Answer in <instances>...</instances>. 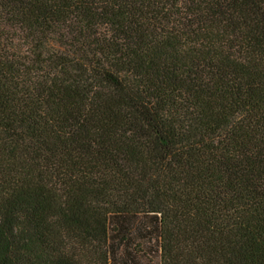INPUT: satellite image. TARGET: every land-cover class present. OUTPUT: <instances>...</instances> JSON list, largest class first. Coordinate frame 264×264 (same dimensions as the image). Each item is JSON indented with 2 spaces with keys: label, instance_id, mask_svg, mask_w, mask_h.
Listing matches in <instances>:
<instances>
[{
  "label": "trees",
  "instance_id": "obj_1",
  "mask_svg": "<svg viewBox=\"0 0 264 264\" xmlns=\"http://www.w3.org/2000/svg\"><path fill=\"white\" fill-rule=\"evenodd\" d=\"M0 264H264V0H0Z\"/></svg>",
  "mask_w": 264,
  "mask_h": 264
}]
</instances>
